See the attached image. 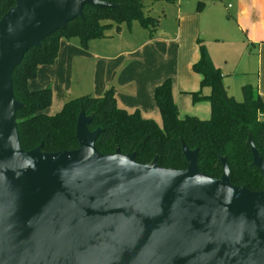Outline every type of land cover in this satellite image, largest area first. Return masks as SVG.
Listing matches in <instances>:
<instances>
[{
	"label": "water",
	"instance_id": "obj_1",
	"mask_svg": "<svg viewBox=\"0 0 264 264\" xmlns=\"http://www.w3.org/2000/svg\"><path fill=\"white\" fill-rule=\"evenodd\" d=\"M102 0H15L0 16V264H264V188L198 169L197 150L181 144L186 168L155 156L100 153L99 128L81 109L78 147L23 150L12 72L24 54ZM253 164L264 162L248 136Z\"/></svg>",
	"mask_w": 264,
	"mask_h": 264
},
{
	"label": "trees",
	"instance_id": "obj_2",
	"mask_svg": "<svg viewBox=\"0 0 264 264\" xmlns=\"http://www.w3.org/2000/svg\"><path fill=\"white\" fill-rule=\"evenodd\" d=\"M114 7L88 6L83 16L77 17L44 38L40 45L30 48L12 72V90L16 100L23 104L16 112V129L23 150L41 145L45 152L72 150L78 147L75 125L79 111L92 115L89 130L100 129L95 147L103 154H112L116 149L122 153H134L139 163H148L155 156L161 167L181 170L186 160L181 144L197 150L198 169L214 178L222 173L219 157H225L230 182L260 191L263 178L253 164L248 136L264 162V103L250 85L241 87L242 99L235 100L227 92L221 71L214 66L202 41L196 39L198 57L191 64V71L200 76L199 89L189 92L192 102L206 100L209 117L201 119L192 115H180L172 98L171 80L164 79L156 85L153 93L155 105L161 117L158 124L152 118H144L139 111H127L117 106L112 87L102 95L90 94L69 98L53 114L45 109L51 103V88L31 90L28 80L35 77L39 65L52 64L57 56L60 39L74 40L87 48L91 40L106 36L113 27L121 30L133 21L149 34L158 27V19L143 15L147 2L161 0H102ZM15 0H0V16ZM208 86V95L201 89Z\"/></svg>",
	"mask_w": 264,
	"mask_h": 264
},
{
	"label": "rangeland",
	"instance_id": "obj_3",
	"mask_svg": "<svg viewBox=\"0 0 264 264\" xmlns=\"http://www.w3.org/2000/svg\"><path fill=\"white\" fill-rule=\"evenodd\" d=\"M147 6L149 7L143 10V15L158 19V27L152 32L153 35L172 38L181 31L185 40L186 49L184 56L180 57L181 61L174 56L170 57L171 52L168 51L164 61L157 62L156 65L148 64L142 70L145 72V69H156L158 75H165V79L171 80V90L174 91L177 101L175 104L181 115L201 119L209 117L208 101L192 102L189 94L199 89L200 76H195L190 66L192 58L198 57L196 39L202 41L214 66L224 75L223 82L230 96L241 100V87L248 84L254 92L261 95L264 103V43L250 44L246 34L239 29L234 16L236 0H161L151 5L147 2ZM138 25L137 21H133L130 31L126 30V25L117 31L114 30V25L111 30L107 29L103 39L112 41L108 46L110 52L125 45L121 37H140L135 35L136 30L143 31ZM83 68L73 69V86L66 96H79L87 92L84 82L86 76L82 75L88 74L89 66L84 65ZM209 92L208 86L202 87V95H208ZM62 98V95L52 97L51 94L48 108L55 113L61 106ZM156 122L161 123L159 112Z\"/></svg>",
	"mask_w": 264,
	"mask_h": 264
},
{
	"label": "crops",
	"instance_id": "obj_4",
	"mask_svg": "<svg viewBox=\"0 0 264 264\" xmlns=\"http://www.w3.org/2000/svg\"><path fill=\"white\" fill-rule=\"evenodd\" d=\"M236 1L234 16L239 29L246 34L250 44L264 43V0ZM126 30L130 31V26L126 27ZM142 30H136L135 33L140 37H121L125 45L113 53L108 49L112 41L107 39L91 40L87 48H82L74 40L60 39L54 62L49 65H39L35 77L28 80L27 87L37 90L50 86L52 97L62 95V106L65 100L78 97L66 96L73 86V77H75L71 75L73 69L76 67L84 69L83 66L88 65V74L82 75V77L86 76L84 82L88 90L82 95L100 96L106 89L112 87L118 107L127 111L137 109L142 117L156 121L159 111L153 93L156 85L165 79V75H158L156 69L151 71L145 69L144 72L143 67L164 61L168 51L171 52L170 57L174 56L181 61L180 57L184 56L186 49L185 40L181 31L169 38L164 35L149 34L143 28ZM196 58L197 56L192 58L191 62L193 63ZM172 92L173 101L177 103L174 91ZM45 112L54 113L48 107Z\"/></svg>",
	"mask_w": 264,
	"mask_h": 264
}]
</instances>
